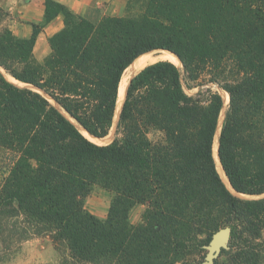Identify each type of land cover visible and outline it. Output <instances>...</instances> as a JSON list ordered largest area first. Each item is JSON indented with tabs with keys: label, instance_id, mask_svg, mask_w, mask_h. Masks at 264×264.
Listing matches in <instances>:
<instances>
[{
	"label": "trees",
	"instance_id": "trees-1",
	"mask_svg": "<svg viewBox=\"0 0 264 264\" xmlns=\"http://www.w3.org/2000/svg\"><path fill=\"white\" fill-rule=\"evenodd\" d=\"M45 5L25 39L0 8L2 251L48 236L60 264H201L230 227L214 264H264V0H146L137 18L97 23ZM59 14L64 27L39 62L37 37ZM156 51L182 66L143 68L117 114L125 71ZM116 117L110 143L87 137L107 138ZM215 144L240 195L222 181ZM96 186L112 193L105 219L86 208Z\"/></svg>",
	"mask_w": 264,
	"mask_h": 264
},
{
	"label": "crops",
	"instance_id": "crops-1",
	"mask_svg": "<svg viewBox=\"0 0 264 264\" xmlns=\"http://www.w3.org/2000/svg\"><path fill=\"white\" fill-rule=\"evenodd\" d=\"M47 0H0V8L8 13L7 26L18 38L31 37L34 26L43 23ZM62 4L91 22L97 23L106 16L123 17L130 0H52ZM64 27L62 14L44 26L36 40L35 59L45 60L50 54L49 39Z\"/></svg>",
	"mask_w": 264,
	"mask_h": 264
},
{
	"label": "rangeland",
	"instance_id": "rangeland-1",
	"mask_svg": "<svg viewBox=\"0 0 264 264\" xmlns=\"http://www.w3.org/2000/svg\"><path fill=\"white\" fill-rule=\"evenodd\" d=\"M146 0H130L124 12L123 17L137 18L141 16L144 11ZM154 54L162 53V51L152 52ZM179 67L182 64L177 63ZM142 70V69H141ZM140 70V71H141ZM140 71H128L126 73L128 83L132 77H134ZM3 72V71H2ZM6 75V74H5ZM6 77L15 85L25 88L29 87L25 84H21L6 75ZM128 86V85H127ZM31 88V87H29ZM127 89V87H126ZM215 90L219 91L222 95L223 91L219 87L215 86ZM198 90H188L189 94H195ZM229 103V101H228ZM228 103L225 104L224 110H226ZM119 117V116H118ZM118 117L115 118V124L113 130L109 136L103 140H98L97 144L105 145L110 143L115 137L116 123ZM222 123V122H221ZM242 198L254 199L248 196H240ZM112 200V193L99 186H96L89 197L86 199L87 210L99 219H105L108 215L110 203ZM145 206L137 205L131 212V222L133 224H139L142 220V214L145 210ZM2 244L0 243V264H60L62 261V254L59 249L56 248L52 239L48 236L33 238L21 244L18 248L6 253L2 251Z\"/></svg>",
	"mask_w": 264,
	"mask_h": 264
},
{
	"label": "bare ground",
	"instance_id": "bare-ground-1",
	"mask_svg": "<svg viewBox=\"0 0 264 264\" xmlns=\"http://www.w3.org/2000/svg\"><path fill=\"white\" fill-rule=\"evenodd\" d=\"M162 60L170 61V62H172L174 64H177V63L180 64V60L178 59V57L175 54H173L171 52H168V51H162V53H158V54L147 53V54H144V55L140 56L125 71L124 76H123V79H122V82H121L120 90H119V100H118V103H117V114L120 112V109L122 107V104H123V102L125 100V96H126V87L128 85V79H127L126 73L128 71H130V70L131 71H140L141 69L145 68L146 66H148L150 64H153L155 62H158V61H162ZM222 96L224 98L225 104L228 103V101H229L228 94L225 93V92H223ZM87 137H89V139L92 140L95 143H97L98 140H100V139L91 137L89 135H87ZM217 146H218L217 144H215V146H214V157H215V161H216V166H217L218 172H219L222 180L226 184V186L230 190H232L231 187H230V185H229V183H228L227 177L225 176V174H224V172L222 170V167L220 165V162H219V159H218Z\"/></svg>",
	"mask_w": 264,
	"mask_h": 264
},
{
	"label": "water",
	"instance_id": "water-1",
	"mask_svg": "<svg viewBox=\"0 0 264 264\" xmlns=\"http://www.w3.org/2000/svg\"><path fill=\"white\" fill-rule=\"evenodd\" d=\"M168 52H170V51H168ZM171 53H173V52H171ZM174 54V53H173ZM181 63V62H180ZM22 88V87H21ZM25 88H27V89H31V88H29V87H25ZM37 91H40V90H38V89H36ZM41 92H43V91H41ZM43 94L45 95V96H48V95H46L44 92H43ZM228 94V93H227ZM229 96V95H228ZM50 100H53L51 97H48ZM95 138V137H94ZM99 139V138H98ZM100 140H102V139H100ZM218 159H219V162H220V165H221V167H222V164H221V161H220V157H219V154H218ZM222 170H223V172H224V174H225V176L227 177V175H226V173H225V171H224V169H223V167H222ZM227 180H228V183H229V185H230V187H231V189L235 192V193H237L234 189H233V187H232V185L230 184V181H229V179H228V177H227ZM223 181V180H222ZM224 182V181H223ZM225 184V183H224ZM226 185V184H225ZM227 187V186H226ZM228 188V187H227ZM229 189V188H228ZM230 190V189H229ZM231 191V190H230ZM232 192V191H231ZM237 194H239V193H237ZM240 195V194H239ZM239 197V196H238ZM264 197V196H263ZM241 198V197H240ZM241 199H249V198H241ZM258 199V198H257ZM231 228L230 227H226V228H224V229H221L220 231H218V232H216L214 235H213V238H212V242H211V244L207 247V249H208V253H207V255H206V259L201 263V264H214V262H215V260L220 256V254H221V251L223 250V249H226V248H228V244H229V242H230V238H231Z\"/></svg>",
	"mask_w": 264,
	"mask_h": 264
}]
</instances>
